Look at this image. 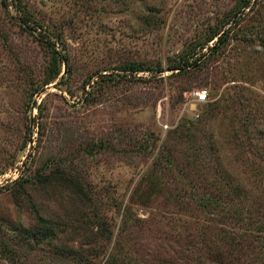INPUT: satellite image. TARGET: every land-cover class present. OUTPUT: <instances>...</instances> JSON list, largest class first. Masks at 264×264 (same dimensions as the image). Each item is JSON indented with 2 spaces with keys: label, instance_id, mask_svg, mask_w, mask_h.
<instances>
[{
  "label": "rangeland",
  "instance_id": "obj_1",
  "mask_svg": "<svg viewBox=\"0 0 264 264\" xmlns=\"http://www.w3.org/2000/svg\"><path fill=\"white\" fill-rule=\"evenodd\" d=\"M0 264H264V0H0Z\"/></svg>",
  "mask_w": 264,
  "mask_h": 264
},
{
  "label": "built area",
  "instance_id": "obj_2",
  "mask_svg": "<svg viewBox=\"0 0 264 264\" xmlns=\"http://www.w3.org/2000/svg\"><path fill=\"white\" fill-rule=\"evenodd\" d=\"M186 96L189 102L193 101L195 104L205 103L208 100V92L205 89H193L188 91Z\"/></svg>",
  "mask_w": 264,
  "mask_h": 264
}]
</instances>
